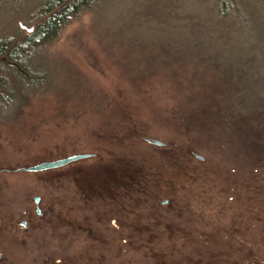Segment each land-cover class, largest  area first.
<instances>
[{"label":"rangeland","instance_id":"obj_1","mask_svg":"<svg viewBox=\"0 0 264 264\" xmlns=\"http://www.w3.org/2000/svg\"><path fill=\"white\" fill-rule=\"evenodd\" d=\"M216 4L104 0L40 49L0 106V264H264V7Z\"/></svg>","mask_w":264,"mask_h":264},{"label":"trees","instance_id":"obj_2","mask_svg":"<svg viewBox=\"0 0 264 264\" xmlns=\"http://www.w3.org/2000/svg\"><path fill=\"white\" fill-rule=\"evenodd\" d=\"M0 0V7L25 11V20L33 22L31 32L15 37H0V106L10 107L18 94L42 80L34 65L40 49L53 41L62 29L82 12L94 9L104 0ZM264 7V0H256ZM217 13L236 8L233 0H213ZM228 2H231L228 4ZM236 11V10H235ZM34 68V67H33ZM6 72L2 75V72Z\"/></svg>","mask_w":264,"mask_h":264},{"label":"water","instance_id":"obj_3","mask_svg":"<svg viewBox=\"0 0 264 264\" xmlns=\"http://www.w3.org/2000/svg\"><path fill=\"white\" fill-rule=\"evenodd\" d=\"M20 27L22 29H25V27L22 24H19ZM28 32H31L32 29L29 28L27 29ZM143 140L149 144L155 145V146H161V142H158L156 140H153L151 138H143ZM90 155L88 154H81V155H73L64 159H59V160H55V161H47V162H42L40 164L34 165V166H30V167H26V168H19L16 171L17 172H40V171H45V170H51V169H55V168H59L62 166H65L69 163L81 160V159H85L87 157H89ZM34 202L37 203L38 202V198L34 199ZM38 211V210H37Z\"/></svg>","mask_w":264,"mask_h":264}]
</instances>
